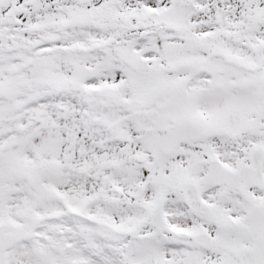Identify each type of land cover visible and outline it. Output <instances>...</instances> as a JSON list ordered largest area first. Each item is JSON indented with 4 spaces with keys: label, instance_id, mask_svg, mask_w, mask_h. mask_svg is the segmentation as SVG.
Segmentation results:
<instances>
[{
    "label": "snow or ice",
    "instance_id": "obj_1",
    "mask_svg": "<svg viewBox=\"0 0 264 264\" xmlns=\"http://www.w3.org/2000/svg\"><path fill=\"white\" fill-rule=\"evenodd\" d=\"M0 264H264V0H0Z\"/></svg>",
    "mask_w": 264,
    "mask_h": 264
}]
</instances>
